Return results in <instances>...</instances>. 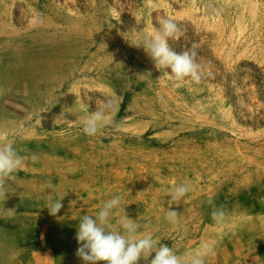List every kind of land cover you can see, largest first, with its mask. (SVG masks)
Instances as JSON below:
<instances>
[{
    "label": "rangeland",
    "instance_id": "obj_1",
    "mask_svg": "<svg viewBox=\"0 0 264 264\" xmlns=\"http://www.w3.org/2000/svg\"><path fill=\"white\" fill-rule=\"evenodd\" d=\"M158 17L180 27L175 52L197 46L199 83L174 80L132 45ZM108 100L100 132L85 135L82 120ZM9 141L24 164L0 198V264H83L79 218L116 195L138 235L181 257L207 241L206 264H264V0H0ZM180 183L192 191L172 201ZM169 209L182 214L176 225Z\"/></svg>",
    "mask_w": 264,
    "mask_h": 264
},
{
    "label": "clouds",
    "instance_id": "obj_2",
    "mask_svg": "<svg viewBox=\"0 0 264 264\" xmlns=\"http://www.w3.org/2000/svg\"><path fill=\"white\" fill-rule=\"evenodd\" d=\"M159 27L154 28L152 33L139 37L132 44L134 47L143 48L155 68L164 70L166 74L176 81L190 78L191 81L199 83L201 80V66L196 61L197 47L193 44L189 49L180 53L175 52L168 43L169 38H179L182 34L179 25L170 17H158ZM170 69L171 74L166 71ZM113 102L108 100L102 103L96 111L92 112L82 120V131L89 137L96 136L102 127L106 112L112 110ZM118 128L119 125L117 124ZM31 159L36 161L33 154ZM24 157L14 146V143L0 142V198H7V184L12 179L13 173L22 168ZM47 187L54 188L55 185L49 180ZM192 191L190 183L173 185L166 192L172 201H179ZM60 196L55 200H49L47 209L49 214L56 216L60 212L62 199ZM122 196L116 195L105 200L95 216L85 214L79 218L76 240L79 247L76 255L83 264H138L143 259L147 264H206V258L213 254L214 245L202 241L199 247L183 257L176 254L173 248L160 243V237L153 238L152 233L146 232L138 235L141 224L137 220L130 219L125 211L121 212ZM207 203L212 206L211 217L217 224H222L227 214L223 207H216L213 199L209 198ZM113 215L118 216L119 228L110 223ZM182 214L175 210H168L166 220L176 225ZM155 253L154 257H149Z\"/></svg>",
    "mask_w": 264,
    "mask_h": 264
},
{
    "label": "bare ground",
    "instance_id": "obj_3",
    "mask_svg": "<svg viewBox=\"0 0 264 264\" xmlns=\"http://www.w3.org/2000/svg\"><path fill=\"white\" fill-rule=\"evenodd\" d=\"M61 86V85H60Z\"/></svg>",
    "mask_w": 264,
    "mask_h": 264
}]
</instances>
